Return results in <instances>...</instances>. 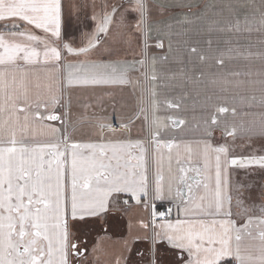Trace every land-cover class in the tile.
<instances>
[{
  "label": "snow or ice",
  "instance_id": "1",
  "mask_svg": "<svg viewBox=\"0 0 264 264\" xmlns=\"http://www.w3.org/2000/svg\"><path fill=\"white\" fill-rule=\"evenodd\" d=\"M196 6L170 0L72 3L69 9L77 16L81 9H91V16L86 13L85 18L91 19L95 27L82 35L79 45L66 41L61 48L51 46L37 30L57 40L63 39L64 0H0V264H84L83 260H74L85 257L86 249L72 242L75 226L72 222L102 217L108 211L113 192L131 193L136 204L143 201L144 209L150 211V223L140 221L144 229H150V234L143 237L151 244L150 264H228L226 258H231L232 264H264V205L259 206L260 217H249L242 228H237L231 219L230 171L238 167L264 174V154L253 152L250 156L229 159L226 145L213 147L204 142L201 153L204 168L195 169L197 176L203 179L204 194L196 202L193 196H185L184 191L186 186L188 192H192L189 180L200 184L196 177L187 176L190 169L179 167L177 172L169 155L166 178L163 157L154 153V179H150L146 150L138 142L71 144L63 150L56 144L33 142L35 125L45 118L40 109L48 107L44 93L51 92L52 87L34 72L35 66L49 63L62 66L66 72L65 87L128 83L129 73L136 70L137 65L143 66L145 61L120 57L109 39L113 28L119 25L127 30L117 35L121 39L126 37L129 45L133 35L138 33L144 38L146 47L150 34L159 30L152 20L154 10L163 15L172 8ZM209 7L216 10L217 15L224 9L239 10L234 22L228 21V32L241 31L243 24L245 31L264 34V0L204 5V8ZM133 14L135 24L126 23ZM185 22L190 23L187 16ZM218 25V20L210 21L208 31ZM38 45H43L42 51ZM190 51L196 53L197 48L191 47ZM199 59L204 61L206 57L200 55ZM215 62L223 66L224 59L217 58ZM151 79L155 80L156 76ZM223 83L242 87L254 82L225 79ZM260 83L264 88V79ZM252 99L255 101L256 97ZM52 100L59 102L55 97ZM259 103L264 107V91ZM217 112L226 113L228 108L219 107ZM47 118L57 119L56 116ZM212 123H218L215 116ZM260 128V134L264 135V118ZM237 131L250 133V129L243 126L234 125L229 130L226 125L224 134L235 137ZM160 147L157 143V150ZM163 147L171 149L173 145L167 143ZM134 148L140 149L139 155L131 151ZM81 149H88L89 154L85 155ZM188 151L191 155V149ZM212 159L215 161L214 174L209 171ZM181 162L177 160L178 164ZM243 187L237 186L235 200L236 206L247 212L251 209L244 208L240 191ZM261 187L264 189V185ZM164 199L174 204L178 216L174 222L169 219L171 207L167 212H158L151 203ZM181 216L183 219L179 218ZM253 219L258 220L260 226L255 235L249 230ZM255 240L259 241L258 245L250 243ZM140 255L143 259V254ZM116 264H121L119 258Z\"/></svg>",
  "mask_w": 264,
  "mask_h": 264
},
{
  "label": "crops",
  "instance_id": "2",
  "mask_svg": "<svg viewBox=\"0 0 264 264\" xmlns=\"http://www.w3.org/2000/svg\"><path fill=\"white\" fill-rule=\"evenodd\" d=\"M90 3L91 0H88ZM170 2L194 4L196 7H178L166 11L163 15L154 10L152 20L159 30H154L147 38L138 33L132 37L129 45L117 33L127 31L119 25L113 28L110 42L119 51L120 57L132 61L144 59L143 66L129 73L128 83L106 85H73L65 87L66 72L62 66L40 64L34 72L45 83H51V92L45 91L44 99L48 107L40 111L45 117L35 125L34 143L56 144L61 150L71 144H132L139 143L146 150L149 163V177L154 179L155 164L153 154L163 157V169L167 178L169 155L171 165L178 172L179 167L190 169L187 176L196 177L188 183L192 186L189 193L185 186V196H193L196 202L204 194L203 179L197 176L195 169L204 168L201 155L204 142L213 147L226 145L229 159L246 157L259 152L264 154V135H261L260 121L264 118V107L260 106L264 79V34L241 31L228 32V21L234 22L236 11L224 9L220 15L213 8H204L205 4L237 3V0H170ZM65 11L62 20V40L37 34L55 47L71 41L81 43L82 35L94 30L91 9H81L79 16L72 14L69 5H83L85 0H64ZM190 23L185 22V17ZM241 20L243 16L241 15ZM218 20L219 25L208 31L209 22ZM126 23L135 24L134 14ZM170 26V27H169ZM224 28V31L219 30ZM211 41V45H209ZM158 44L162 46H157ZM43 50V45H38ZM191 47L197 52L192 53ZM143 53V55H142ZM221 54H223L221 56ZM66 55V53H65ZM200 55L206 59L201 61ZM106 58V57H105ZM224 59L223 66L216 64V59ZM155 60V63H153ZM63 61L61 62V64ZM239 73V76L234 75ZM155 75L156 79L151 77ZM253 81L242 87L225 85L223 80ZM217 83H213V81ZM256 100L253 101L252 97ZM52 97L59 102L54 103ZM172 107H169V105ZM219 107L228 108L226 113H218ZM235 109V112H233ZM56 116L57 119H48ZM215 116L217 124L212 123ZM184 123L180 124L179 121ZM116 124L117 128H112ZM243 126L250 133L235 137L224 134L225 126ZM208 133H211L210 135ZM155 136V140H154ZM161 147L157 150L156 145ZM171 143V149L163 145ZM188 149H191V155ZM87 155L88 149H81ZM131 151L139 155L140 149ZM180 159L182 162L177 163ZM189 160L191 162H189ZM215 161H210L209 171L214 174ZM232 216L237 228H242L249 217H260L259 206L264 205V174L259 170L254 173L248 169L232 167ZM244 185V209L236 206V189ZM251 185V187H247ZM127 201V203H125ZM158 212H167L171 207L169 219L178 218L172 201L168 199L151 201ZM227 207V205H226ZM183 219V217H179ZM224 217H215L222 219ZM150 211L141 204H136L131 193L113 192L109 197L108 211L102 217H87L84 222L76 221L72 229L71 240L81 249H86L85 257H80L84 264H150L151 244L143 239L150 234L140 221L150 223ZM211 220L213 217H207ZM259 221L253 219L249 230L255 235L259 230ZM259 243L258 240L251 241ZM96 249L93 251V249ZM143 254V259L141 255ZM232 264L231 258H226Z\"/></svg>",
  "mask_w": 264,
  "mask_h": 264
},
{
  "label": "built area",
  "instance_id": "3",
  "mask_svg": "<svg viewBox=\"0 0 264 264\" xmlns=\"http://www.w3.org/2000/svg\"><path fill=\"white\" fill-rule=\"evenodd\" d=\"M112 128H114V129L117 128V125L116 124L112 125ZM168 208H170V207H167V209Z\"/></svg>",
  "mask_w": 264,
  "mask_h": 264
},
{
  "label": "trees",
  "instance_id": "4",
  "mask_svg": "<svg viewBox=\"0 0 264 264\" xmlns=\"http://www.w3.org/2000/svg\"><path fill=\"white\" fill-rule=\"evenodd\" d=\"M79 258H80V257L74 258V260H75V259H79Z\"/></svg>",
  "mask_w": 264,
  "mask_h": 264
}]
</instances>
